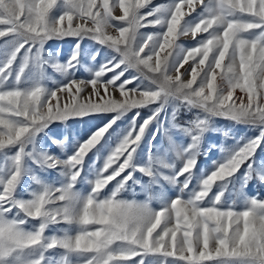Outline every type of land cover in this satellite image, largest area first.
Listing matches in <instances>:
<instances>
[{"label":"snow or ice","instance_id":"obj_1","mask_svg":"<svg viewBox=\"0 0 264 264\" xmlns=\"http://www.w3.org/2000/svg\"><path fill=\"white\" fill-rule=\"evenodd\" d=\"M152 3L0 0V264H264V199L240 193L241 210L225 200L230 184H264V166L255 168L253 159L264 144V0H171L144 11ZM149 26L162 31L140 32ZM189 35L195 46L176 42ZM54 39L74 45L64 65H51L66 82L49 90L43 51ZM84 40L106 49L107 58L88 78H72L69 71L83 66ZM89 55L95 61L100 50ZM169 102L198 117L187 129L174 125L190 142L178 153L182 166L165 176L172 165L153 158L151 149L141 165L137 149ZM145 108L151 115L137 125ZM132 110L131 127L81 197L84 158ZM99 114L114 115L66 160L25 150L51 123ZM214 118L258 134L214 162L185 197ZM159 134L152 131L149 144ZM26 160L60 170L65 182L49 186L32 176L36 188L18 198L31 174ZM159 180L178 186L179 194L167 199L154 187ZM135 184L146 199H123ZM157 199L161 206L153 208Z\"/></svg>","mask_w":264,"mask_h":264},{"label":"rangeland","instance_id":"obj_2","mask_svg":"<svg viewBox=\"0 0 264 264\" xmlns=\"http://www.w3.org/2000/svg\"><path fill=\"white\" fill-rule=\"evenodd\" d=\"M170 2L171 0H153L152 5L144 11H148L157 5H167ZM159 31H162L159 26H149L140 29L141 33H154ZM199 35L200 34H198V38ZM176 42L185 49L195 46V41L190 35L180 36ZM73 45L74 41L72 39L49 40L44 45L43 56L47 63L43 69L44 78L42 83L46 89H55L60 83L66 82V76L54 70L51 65H64L68 57L73 53ZM95 50H100V55L93 61L89 53L94 54ZM0 52H2V50H0ZM106 52V49H101L99 45L94 44L90 40L82 41L79 59L83 66L81 67L78 65L74 72L70 70L67 75L76 79L88 78L90 72L95 71V69L99 67V64L105 61L107 58L105 56ZM164 54H166V52L162 53V56ZM185 67H187V65H185ZM181 72H183V69H181ZM27 83L28 81L26 80L25 84ZM152 107L155 108L156 106ZM136 111L137 110H132L126 114H121L116 120V123L113 124L108 130V133L105 134L104 138L84 158V171L81 181L76 188V191L81 197L87 195L90 190L89 181L95 177L99 169L103 166L106 157L117 146L131 127L132 117L135 115ZM139 111L140 118H138L137 125L142 123L143 119L151 115V111L147 108L140 109ZM113 115L114 114L90 115L82 119H69L63 123H51L35 137L34 145H29V148L25 150L28 151L34 147L36 152L50 154L61 161L66 160L76 151L80 144L86 141L99 128L108 124L113 118ZM197 117L198 113L195 109H185L180 107L176 102H169L165 105L156 120L149 126V131L145 133V138L137 149L139 154L137 162L143 165L145 161L149 159V149H151L153 158L163 159L168 164L172 165L171 169L163 170V175H174L175 171L182 166V159L178 157V153L182 152L190 142L189 135L185 134V131L177 130L174 125H180L182 128L187 129ZM157 128H159L160 134L149 144L151 132L155 131ZM257 134L258 130L248 125L233 123L222 118L212 119L208 125V130L203 133L200 141L197 165L191 176V187L184 193L185 197L196 190L199 182L214 169V162L218 163L222 161L231 150L244 144ZM12 151L14 152L15 149ZM253 159L255 161V168L264 166V144L257 149ZM25 164L27 168L30 169L31 174L23 177L21 185L17 190V195L20 199H27L28 192L36 188V185L32 182V176H35L43 184L49 186H59L65 182V176L62 175L61 171L58 169L42 170L33 165L30 160H26ZM242 173L243 169L238 175H242ZM135 176L140 178V173H135ZM144 179L146 180L147 178ZM154 187H156L158 191H161L167 199H174L180 192L178 186H174L163 180H159ZM217 190L218 189L214 188L213 192ZM240 193H244L249 197L264 199V184H259L253 180L248 183L247 188L243 189L240 188L239 182H236L234 186L230 184L225 193V200L228 201V203L235 201L237 210H241L243 205ZM122 198L126 200L135 199L137 201L146 199L140 184H135L132 189L122 193ZM160 206L161 200L157 199L152 202L153 208H159ZM57 227L66 226L61 225Z\"/></svg>","mask_w":264,"mask_h":264}]
</instances>
